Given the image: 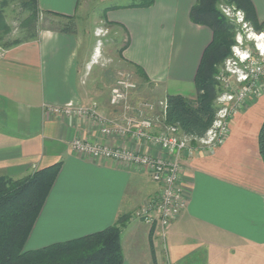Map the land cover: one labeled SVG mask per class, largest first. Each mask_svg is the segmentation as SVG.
Listing matches in <instances>:
<instances>
[{
  "label": "crops",
  "instance_id": "crops-1",
  "mask_svg": "<svg viewBox=\"0 0 264 264\" xmlns=\"http://www.w3.org/2000/svg\"><path fill=\"white\" fill-rule=\"evenodd\" d=\"M37 1L40 20L61 19L46 11L76 18L82 12L81 0ZM131 1L107 8L108 24L125 42L118 70L131 72L138 83L130 101L144 95L140 87L158 100L168 94L193 98L194 76L212 38L209 27L189 18L196 0H154L149 6ZM251 1L263 20L264 5ZM82 44L78 29L64 33L41 26L37 38L0 47V176L16 179L61 161L24 248L97 232L127 215L120 231L121 264H161L159 256L168 263L169 252L173 264H244V258H253V249L264 250V158L259 149L264 96L249 98L234 114L222 144L184 158L187 206L161 230L158 221L148 224L133 216L159 189L157 183L156 188L147 184L151 178L142 168L75 152L70 141L80 137L150 148L102 136L92 119L46 110L48 105L95 103L97 113L119 116L120 109L109 104L110 91L98 88L95 80L83 81V66L94 63L97 52L94 45L82 53ZM189 85L194 92L186 95Z\"/></svg>",
  "mask_w": 264,
  "mask_h": 264
},
{
  "label": "trees",
  "instance_id": "trees-1",
  "mask_svg": "<svg viewBox=\"0 0 264 264\" xmlns=\"http://www.w3.org/2000/svg\"><path fill=\"white\" fill-rule=\"evenodd\" d=\"M0 1V47L9 48L22 41L37 38L40 14L37 0L16 1L22 12L23 32L8 38V26L4 21ZM154 0H132L129 5L149 6ZM225 2L240 9L253 29H264V20L257 18L251 0H196L189 11L193 23L206 25L212 31L211 41L204 48L195 76V96L168 94L166 100V122L176 124L186 134L202 136L215 117V99L221 92L216 73L218 66L231 52L235 42V26L223 14L219 4ZM59 16L58 22L50 21L51 28L64 33H75L77 21L74 15ZM259 149L264 158V122L261 126ZM61 167V161L37 169L20 178L0 176V264H121V227L127 215L118 217L113 225L78 238L52 243L36 249H25L24 245L37 215L48 195Z\"/></svg>",
  "mask_w": 264,
  "mask_h": 264
},
{
  "label": "built area",
  "instance_id": "built-area-1",
  "mask_svg": "<svg viewBox=\"0 0 264 264\" xmlns=\"http://www.w3.org/2000/svg\"><path fill=\"white\" fill-rule=\"evenodd\" d=\"M234 10L232 7L224 8L227 15H233L237 23L242 22L243 27H247L244 13L240 9ZM250 33L255 34L254 31ZM255 35L258 38L261 36ZM236 42L241 45L239 40ZM233 55L227 57L224 69L217 76L223 86L222 93L217 97L221 105L215 112L211 126L200 137L188 135L176 124L166 122L165 99L131 102L130 94L136 89V83L128 72L122 70L117 72L109 93V104L120 109L117 118L97 113L95 103L82 106L69 102L48 105L46 110L51 114L92 119L99 125L102 136H115L124 142L150 148L148 152L134 149L126 142L124 145H111L80 137L70 141L75 152L142 168L159 189L155 196L135 210L133 216L148 224L158 221L163 230L187 206L188 190L183 183L184 158L197 149L212 151L222 144L228 136L234 114L245 106L249 98L264 96V48L242 53L235 46Z\"/></svg>",
  "mask_w": 264,
  "mask_h": 264
},
{
  "label": "rangeland",
  "instance_id": "rangeland-1",
  "mask_svg": "<svg viewBox=\"0 0 264 264\" xmlns=\"http://www.w3.org/2000/svg\"><path fill=\"white\" fill-rule=\"evenodd\" d=\"M127 1L129 0H81L80 2L81 5L80 11L82 12L78 14L76 21H77V29L80 32V35L82 36V39L84 41V44H82L81 46V52L84 53V51L85 52L92 51L94 45H95L94 48L97 52V55L94 57V63L91 62L88 68L83 66V73H84L83 81L84 82L87 81V83H90L95 80L96 81L95 84L96 85L98 84L97 87L100 88L101 90L107 89V91H110V88L113 85V84L111 85L112 78L113 76H117V72L120 71L118 70L120 68H118L116 63L119 62L118 55L120 48L125 43L124 41L117 39L116 34L114 32L115 31L114 27H111L108 24L109 22L107 21V19L109 17V13L107 8L112 5L125 3ZM256 2L258 3V5H260L261 8L264 5L263 0H256ZM225 7H230V8L232 7L233 11H236L234 10L236 8L233 5L227 4L225 2H221L219 4L220 10L235 26L236 33L234 36L235 42L231 45L230 48L231 52L224 58L223 62L218 66V71L215 76L220 84L219 86L222 88H223L221 83L222 81L217 76L219 72H221L224 69V62L227 59V57L229 56L234 57L233 54H234L235 46H238L239 51H241L242 53H245L247 50L257 51L258 49L264 48V29L261 31H257L253 29L250 23L246 21L245 17H244V21H246L248 25L247 27H243L242 22L237 23L233 15H227L225 13L224 11ZM2 12L5 18L4 21L8 26V31L5 33V36H7L8 38H14L20 36L21 33L24 31L20 22L23 18H25L26 13L20 10L16 1H10V0L6 1L5 4L2 5ZM49 22L50 21L46 19H42L39 20V25L43 27L52 26V24H50ZM251 31H254L255 34L256 33L260 34L261 36L258 38L255 34L252 35L250 33ZM237 40L241 42V45L237 44L236 42ZM128 73L131 75V79L136 83V88H137L138 83L136 79H134L131 72ZM186 88L187 89H185L183 92L186 93V95H191L194 92L193 85H189V87L187 86ZM140 90L141 91L139 93H144V95H142L141 98L139 97L140 100H149V101L158 100L156 96H154L151 93L149 94V92L146 90L143 91L141 87ZM221 93H222V89L221 92L218 93L217 97ZM217 97L215 99V104L217 106L216 111L218 107L221 105L218 102ZM147 184L152 186V188H156V183L151 179H147ZM241 253L243 255L245 251H242ZM252 253H253V258L250 259L247 257V259L245 258L243 259L244 264H264L263 248H259L258 250L253 249ZM163 257L159 256L161 264H168V263L173 264L172 262H174L173 259L174 257L171 256L170 252L168 254V259H167L168 263L166 262V260L164 262L161 260Z\"/></svg>",
  "mask_w": 264,
  "mask_h": 264
}]
</instances>
